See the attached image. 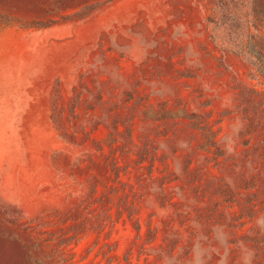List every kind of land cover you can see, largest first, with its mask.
Here are the masks:
<instances>
[{
	"label": "rangeland",
	"instance_id": "374dc122",
	"mask_svg": "<svg viewBox=\"0 0 264 264\" xmlns=\"http://www.w3.org/2000/svg\"><path fill=\"white\" fill-rule=\"evenodd\" d=\"M264 0H0V264H264Z\"/></svg>",
	"mask_w": 264,
	"mask_h": 264
},
{
	"label": "trees",
	"instance_id": "16d2710c",
	"mask_svg": "<svg viewBox=\"0 0 264 264\" xmlns=\"http://www.w3.org/2000/svg\"><path fill=\"white\" fill-rule=\"evenodd\" d=\"M256 67L260 72L261 76L264 78V57L259 56L256 59Z\"/></svg>",
	"mask_w": 264,
	"mask_h": 264
}]
</instances>
